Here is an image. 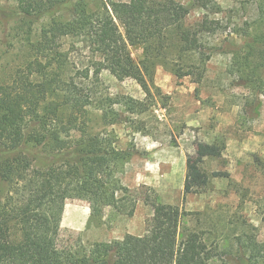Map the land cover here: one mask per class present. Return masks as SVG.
<instances>
[{
	"label": "trees",
	"instance_id": "obj_1",
	"mask_svg": "<svg viewBox=\"0 0 264 264\" xmlns=\"http://www.w3.org/2000/svg\"><path fill=\"white\" fill-rule=\"evenodd\" d=\"M100 1L92 12L85 0H16L26 22L63 12L68 19L43 27L31 58L0 81V186L9 188L0 198V264H213L224 259L225 264H264V242L257 240L255 227L243 223L239 234L225 237L223 249L210 246L205 231L183 228L192 214L161 203L146 186L130 189L121 183L120 164L135 150L120 151L109 132L89 131L91 109L101 112L106 127L126 122L125 113L144 115L158 67L199 84L218 52L233 56L229 71L237 86L264 95L263 9L244 46L222 48L205 43L206 35L222 27L209 17L223 12L218 0H194L192 7L177 0ZM195 7L207 15L191 25ZM135 46L143 48L140 63L132 55ZM103 71L135 80L148 99L99 90ZM224 150L220 144H197L185 195L206 192L204 162L220 158ZM211 177L230 179L224 172ZM69 200L112 207L130 217L144 202L154 215L144 236L75 248L61 241Z\"/></svg>",
	"mask_w": 264,
	"mask_h": 264
},
{
	"label": "rangeland",
	"instance_id": "obj_2",
	"mask_svg": "<svg viewBox=\"0 0 264 264\" xmlns=\"http://www.w3.org/2000/svg\"><path fill=\"white\" fill-rule=\"evenodd\" d=\"M85 1L92 12L101 6L100 0ZM177 1L189 7L194 3V0ZM218 2L223 12L209 17L220 20L222 27L218 34L205 36L206 45L244 46L250 38L247 33L255 28L253 23L258 19L259 9L264 11V0ZM205 15L204 9L193 8L188 24L202 21ZM53 19L66 21L68 13H52L30 23L21 16L16 0H0V81L31 58V45ZM131 50L135 61L140 63L143 48L135 46ZM232 58L227 52L214 54L199 84L190 77L179 79L160 66L149 84L153 96L144 115L125 113L126 122L106 127L101 112L91 109L89 123L91 133H111L120 151H136L120 164L118 177L124 186L130 189L146 186L161 203L180 206L192 214L183 222V228L205 231L210 246L220 249L226 244V236L240 233L243 223L255 227L257 240L264 242V95L257 97L250 89L235 84L229 71ZM82 61L86 63L87 59ZM101 80L103 86L99 90L112 96L148 99L133 79L103 71ZM198 143L220 144L225 150L220 158L204 162L208 175L206 192L185 195L187 166ZM39 165L42 167L44 162ZM213 172L228 173L230 179L213 178ZM8 189L1 184L0 198L6 197ZM143 193L147 196L149 191ZM153 215V206L144 202L138 204L130 217L112 207L93 208L87 202L69 200L61 241L79 248L123 240L127 235L144 236ZM215 226L219 227L217 232ZM213 264H225V259Z\"/></svg>",
	"mask_w": 264,
	"mask_h": 264
}]
</instances>
